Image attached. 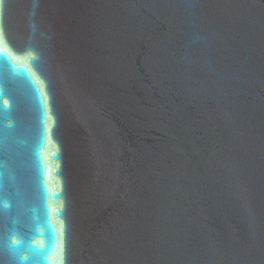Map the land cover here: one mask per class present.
Wrapping results in <instances>:
<instances>
[{
    "label": "water",
    "instance_id": "obj_1",
    "mask_svg": "<svg viewBox=\"0 0 264 264\" xmlns=\"http://www.w3.org/2000/svg\"><path fill=\"white\" fill-rule=\"evenodd\" d=\"M0 264H264V0H0Z\"/></svg>",
    "mask_w": 264,
    "mask_h": 264
}]
</instances>
